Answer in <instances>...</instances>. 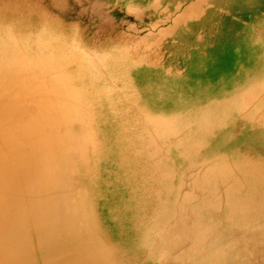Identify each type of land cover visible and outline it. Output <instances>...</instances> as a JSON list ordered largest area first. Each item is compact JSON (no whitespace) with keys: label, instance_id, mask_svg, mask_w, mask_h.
Listing matches in <instances>:
<instances>
[{"label":"bare ground","instance_id":"bare-ground-1","mask_svg":"<svg viewBox=\"0 0 264 264\" xmlns=\"http://www.w3.org/2000/svg\"><path fill=\"white\" fill-rule=\"evenodd\" d=\"M15 2L0 9L14 26L20 23L14 10L21 9ZM4 42L0 264H248L247 251L255 244L264 248V53L243 59L242 78L233 71L235 78L224 82L220 75L222 84L199 86L187 98L173 91L155 94L144 122H158L155 115L162 113L166 123L158 127L174 128L182 107L190 105L193 120L180 131L186 137L198 130L194 145L185 148L180 141L171 147L162 138H143L147 142L136 143L141 158L117 180L101 158V138L94 132L101 128L92 127L99 108L105 119L99 92L72 90L66 73L31 64L29 57H38ZM16 54L20 60L14 62ZM74 122L86 126L81 140L73 136ZM183 161L211 166L185 190L173 178ZM215 176L226 177L230 187H217ZM61 193V201L43 208ZM114 207L118 212L112 213ZM238 248L247 256L236 258L242 254Z\"/></svg>","mask_w":264,"mask_h":264},{"label":"rangeland","instance_id":"rangeland-1","mask_svg":"<svg viewBox=\"0 0 264 264\" xmlns=\"http://www.w3.org/2000/svg\"><path fill=\"white\" fill-rule=\"evenodd\" d=\"M15 1L14 8L21 6L14 10L20 23L14 26L6 22L0 13L2 44L38 57V61L29 57L31 64L49 72L54 68L56 74L66 73L72 90L99 92L106 114L103 119L104 111L100 113L99 108L92 127L101 128L94 131L101 138V158L108 176L111 173L117 180L141 158V147L136 143L141 139L147 142L143 138H162L171 147L180 141L185 148L194 145L198 130L186 137L180 131L193 120L195 110L190 105L182 107L174 128L158 127L166 123L162 113L155 115L159 123L144 122L153 112L155 94L173 91L187 98L199 86L222 84L220 75H224V82L235 78L229 74L233 71L242 78L247 71L243 59L264 53V0ZM5 5L9 6V0H0V9ZM11 60L20 59L16 54ZM77 65L81 75L76 72ZM27 104L34 106L30 99ZM83 128L86 126L73 123L76 140L83 138ZM259 128L257 124L253 130ZM151 159H144L139 169L145 171L146 161ZM159 159L170 163L169 157ZM207 164L183 161L173 177L176 188L180 184L184 190L192 188L211 168ZM215 177L217 187H230L226 177ZM113 181L115 191L118 181ZM73 188L80 189L77 185ZM51 200L61 201L62 193L49 197L43 208ZM111 201L116 204L115 199ZM107 206L106 202L101 204L103 210ZM113 209L112 213L118 212ZM260 246L255 244L247 251L250 258L246 263L264 264V248ZM240 250L242 254L236 258L246 257L245 249Z\"/></svg>","mask_w":264,"mask_h":264}]
</instances>
